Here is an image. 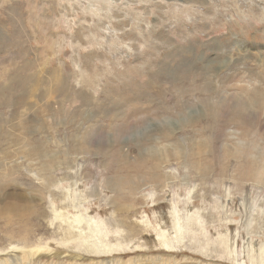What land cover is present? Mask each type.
Masks as SVG:
<instances>
[{
  "label": "rangeland",
  "instance_id": "obj_1",
  "mask_svg": "<svg viewBox=\"0 0 264 264\" xmlns=\"http://www.w3.org/2000/svg\"><path fill=\"white\" fill-rule=\"evenodd\" d=\"M16 194L4 264H264V0H0V208Z\"/></svg>",
  "mask_w": 264,
  "mask_h": 264
},
{
  "label": "bare ground",
  "instance_id": "obj_2",
  "mask_svg": "<svg viewBox=\"0 0 264 264\" xmlns=\"http://www.w3.org/2000/svg\"><path fill=\"white\" fill-rule=\"evenodd\" d=\"M185 72H189V69H186V70H184ZM197 72V71H196ZM184 75L183 76H185V74L186 73H183ZM201 77V76H200ZM199 77V78H200ZM236 80V79H235ZM235 80H233V81H235ZM263 80V79H262ZM26 83V82H25ZM17 85V84H16ZM166 90H168V88H163V89H161L159 92H158V96L159 97H162L161 96V94L163 93L164 94V91H166ZM197 90V89H196ZM32 91H33V93H34V88H32ZM198 91V90H197ZM215 92V91H214ZM245 92V91H244ZM168 93V92H167ZM185 93V92H184ZM245 93H247V92H245ZM255 93H257V91L255 92ZM254 93V94H255ZM248 94V93H247ZM258 94V93H257ZM246 95V94H245ZM249 95V94H248ZM256 95V94H255ZM254 95V96H255ZM167 97V96H166ZM259 97H260V94H259ZM257 97L255 96L254 97V99H256ZM263 98V97H262ZM8 101H10L11 99L10 98H6ZM166 99V98H165ZM259 99V98H258ZM249 99L247 98V101H248ZM253 100V99H252ZM187 101V100H186ZM205 101V100H204ZM240 101V100H239ZM238 101V102H239ZM256 101V100H255ZM226 102V101H225ZM234 102V101H233ZM236 103H237V101H235ZM234 102V103H235ZM249 102V101H248ZM251 103H252V101H250ZM249 102V103H250ZM256 102H258V101H256ZM263 102V100L261 101V103ZM211 103V102H210ZM233 103V104H234ZM240 103V102H239ZM242 103V102H241ZM260 103V100H259V102H258V104ZM260 103V104H261ZM184 104V103H183ZM238 104V103H237ZM263 104V103H262ZM261 104V105H262ZM226 105V104H225ZM224 106V105H223ZM233 107H235L234 105H232ZM250 106L252 107V105L250 104ZM260 106V105H259ZM243 107V106H242ZM239 108V107H238ZM254 108V107H253ZM207 109V108H206ZM226 109H227V107H226ZM239 109H242L241 107L239 108ZM250 109V108H249ZM256 109H258V108H256ZM260 109H261V107H260ZM236 110H238V109H236ZM243 110V109H242ZM242 110H240V111H242ZM251 110V109H250ZM254 110V109H253ZM208 111V110H207ZM234 111V110H233ZM243 111H245V109L243 110ZM242 111V112H243ZM260 111V110H259ZM262 111V110H261ZM190 112V111H189ZM247 112H249V111H247ZM252 112V111H251ZM251 112H249L248 114H250ZM254 112V111H253ZM252 112V113H253ZM217 113V112H216ZM244 113V112H243ZM257 113V112H256ZM261 113V112H260ZM203 114V113H202ZM241 113L239 112V111H236V116H237V118L239 117V119H240V117L241 116H239ZM247 114V115H248ZM156 115V114H155ZM233 115V114H232ZM244 115V114H243ZM252 115V114H251ZM252 117V116H251ZM242 118V117H241ZM250 118V117H249ZM254 118V117H253ZM256 118V117H255ZM186 121H187V119L189 120V117L187 116L186 118H184ZM246 119V116H245V118H243V119H241L242 120V122L244 121ZM246 121V120H245ZM244 121V122H245ZM248 121V120H247ZM253 121V120H252ZM177 122V121H176ZM181 122V121H180ZM250 122H251V119H250ZM174 123V122H173ZM247 123V122H246ZM165 124V123H164ZM182 125H184V124H182ZM165 126V125H164ZM160 127V126H159ZM177 127H179V126H177V125H173V126H167L166 125V128H167V131L165 130V128H163V127H161V128H159L161 131L163 130V132L164 133H166V135L167 134H169V135H173L174 133H175V131L177 130L176 128ZM125 128L126 127H121V129L120 128H117V129H115L114 131H115V133H114V131H113V133L114 134H116L118 137H116V140H118V139H121V138H123V136H122V133L121 132H123L124 130H125ZM100 132V131H99ZM119 133H121V135H119ZM124 133V132H123ZM106 135V134H105ZM104 135V136H105ZM93 138V137H92ZM108 138V137H107ZM142 138V137H141ZM8 139V138H7ZM93 139H95V138H93ZM97 140H99V139H97ZM92 141H90V143H91ZM125 142V141H124ZM93 143H94V141H93ZM98 143V142H97ZM202 143V142H201ZM238 143V142H237ZM96 144V143H95ZM101 144V143H100ZM99 144V145H100ZM103 144V143H102ZM242 146V145H241ZM202 147V146H201ZM238 147V146H237ZM160 150H161V148H160ZM159 150V151H160ZM158 151V153H157V151L156 152H154L153 154H151L147 159H150V158H152L154 161H155V168H158V167H161L162 166V164L161 163H159V158H162V157H165V156H163L164 154H167V153H164L163 155L162 154H160V152ZM163 151V150H162ZM167 151V150H166ZM237 151H240L239 150V148H238V150ZM143 153V152H142ZM208 153H209V151H208ZM207 153V154H208ZM144 154V153H143ZM183 156V154H182V152H180V151H177V149H176V147L174 146V145H171V147H168V155H167V157L169 158V159H172V158H181ZM156 162H157V164H156ZM159 164V165H158ZM149 174H151L150 172H149ZM153 175V174H152ZM156 177H158V176H156ZM109 178V177H108ZM152 180L151 181H153V180H155L156 178H154V176H152ZM144 179H141V180H139L138 182L136 181L135 183L134 182H131V184H130V192L132 193V191H134V190H132V189H135V188H138V185H142L143 183H146V186H147V184L149 183V181L147 180V181H143ZM263 183V182H262ZM127 185H129V183L127 184ZM126 185V182H124V181H121V180H116V181H113V184H111V185H108V187L109 188H111L112 190H113V193L114 194H118L119 195V193L121 192V190H126L125 189V186L126 187H128ZM145 185V184H144ZM129 192V191H128ZM3 197H5V196H3ZM20 197H21V195L19 194H16V202H14V201H10V202H12V203H10V204H5V205H3V207L2 208H0V214H5V213H7V212H17V214L15 215L17 218H19V219H23L24 217L22 216V215H20V213L21 212H24L25 213V211H24V209L26 208L27 210H28V206H24V205H20L19 204V201H18V199L20 200ZM23 197V196H22ZM9 198H11L12 199V197H9ZM14 199V198H13ZM37 200H39V199H37ZM18 201V202H17ZM31 201V200H30ZM36 201V200H35ZM111 201V200H110ZM29 202V201H28ZM27 202V203H28ZM34 203V202H33ZM250 203V202H249ZM31 206V205H30ZM125 206V205H124ZM129 207V206H128ZM250 209V208H249ZM118 211V210H117ZM32 212V211H31ZM30 212V213H31ZM249 212V211H248ZM257 211H255L254 213H256ZM28 213H29V211H28ZM29 213V214H30ZM126 213V212H125ZM28 214V215H29ZM257 215V214H256ZM126 218V217H125ZM124 218V219H125ZM247 221V220H246ZM251 216H250V218H249V224L251 223ZM124 222V221H123ZM114 224V223H113ZM108 225V224H107ZM110 225V224H109ZM112 225V224H111ZM122 226V225H121ZM118 228V227H117ZM120 228V227H119ZM93 230V229H92ZM91 230V231H92ZM95 231H97V230H95ZM132 231V230H131ZM134 231V230H133ZM129 232V231H128ZM247 232V231H246ZM253 232H254V230H253ZM253 233H250V234H248L247 235V238H251V235H252ZM74 236V235H73ZM234 234H232V235H229V233L227 232V235L225 234V240L224 241H222L221 242V248H223V249H229L230 250V253H232V248L234 247V245H233V243L234 242H232V240H235V238H234ZM108 237V236H107ZM81 238V237H80ZM116 238V237H115ZM107 239V238H106ZM123 240V239H122ZM223 240V239H222ZM119 242V241H118ZM123 243V242H122ZM130 243V242H129ZM23 244H25V243H23ZM124 244V243H123ZM132 244V243H131ZM128 245V244H127ZM259 247L257 248V249H259L258 251H260L262 248H260V245H258ZM24 248V247H23ZM19 249V248H18ZM22 250V249H21ZM253 249L251 248L250 249V251H252ZM33 251H34V249H33ZM31 253V252H30ZM234 253V252H233ZM17 254H19V253H17ZM22 255H24L25 257L27 256V260H28V257H29V254L28 253H25V252H22L21 253V256ZM32 255V254H31ZM11 256V255H10ZM264 257V256H263ZM262 257V258H263ZM6 259V258H5ZM156 259V258H155ZM24 260V259H23ZM35 260V259H34ZM146 260V259H145ZM7 261V260H6ZM147 261H149V260H147ZM8 262V261H7ZM5 263V260H0V264H4ZM146 263V262H145ZM10 264H12V263H10ZM150 264V263H149Z\"/></svg>",
  "mask_w": 264,
  "mask_h": 264
}]
</instances>
